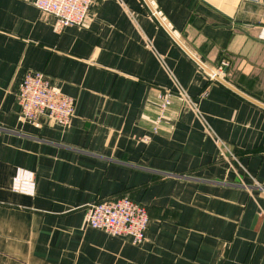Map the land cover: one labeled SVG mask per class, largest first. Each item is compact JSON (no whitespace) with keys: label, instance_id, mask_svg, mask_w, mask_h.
<instances>
[{"label":"crops","instance_id":"1","mask_svg":"<svg viewBox=\"0 0 264 264\" xmlns=\"http://www.w3.org/2000/svg\"><path fill=\"white\" fill-rule=\"evenodd\" d=\"M54 24L0 0V264H264V4L95 0ZM28 71L75 99L68 126L23 121ZM122 197L148 212L141 245L85 224Z\"/></svg>","mask_w":264,"mask_h":264},{"label":"built area","instance_id":"2","mask_svg":"<svg viewBox=\"0 0 264 264\" xmlns=\"http://www.w3.org/2000/svg\"><path fill=\"white\" fill-rule=\"evenodd\" d=\"M244 1L264 4V0ZM94 2L95 0H33V4L40 11L55 17L56 31L69 26L85 24ZM258 38L264 40V26L260 28ZM229 65L228 61H223L219 69L209 74V78L215 80ZM173 92L169 89L159 96L163 113L171 102ZM176 93L195 108L194 101L183 89L178 88ZM17 100L21 107L23 121L36 122L45 118L62 126H68L76 113L75 99L55 88L45 73L41 71H28L24 75L17 93ZM196 112L200 116L198 110ZM224 149L223 147V152ZM34 188L33 173L20 171L13 183V189L31 194ZM85 224L87 227L103 231L114 237L130 238L133 244L141 245L147 238L149 215L143 205L129 197H122L89 204L85 211Z\"/></svg>","mask_w":264,"mask_h":264}]
</instances>
